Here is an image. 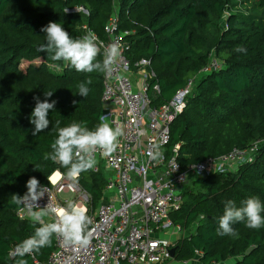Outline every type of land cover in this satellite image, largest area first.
I'll return each mask as SVG.
<instances>
[{
	"label": "trees",
	"instance_id": "16d2710c",
	"mask_svg": "<svg viewBox=\"0 0 264 264\" xmlns=\"http://www.w3.org/2000/svg\"><path fill=\"white\" fill-rule=\"evenodd\" d=\"M242 2L0 0V264H16L21 257H9L8 249L40 226L16 215L12 195L26 193L30 177L44 185L52 171L68 172L45 158L58 137L55 122L60 127L84 122L89 129L99 124L102 71L78 72L67 61L51 60L39 51L47 42L41 29L57 22L72 38H81L85 24L102 38L110 14H115L117 28L127 31L126 57L150 61L159 87L152 103L166 101L194 78L169 123L166 146L178 144L181 164L253 147L251 158L232 170L190 177L178 206L168 212L181 230L171 258H195L187 264H264V226L250 229L245 220L232 224L234 234H217L227 200L238 207L252 196L264 202V0ZM75 5L86 12L64 9ZM212 56L220 60L219 67L202 72ZM96 59L102 62L100 54ZM89 78L90 93L82 97L77 86ZM45 91L53 92L47 99L56 104L49 110L48 128L33 136L34 97L43 101ZM75 180L88 193L87 210L92 211L102 199L101 169L81 172ZM52 248L53 238L50 247L33 251V257L45 261ZM23 259L34 264L30 255Z\"/></svg>",
	"mask_w": 264,
	"mask_h": 264
},
{
	"label": "built area",
	"instance_id": "2783aa9c",
	"mask_svg": "<svg viewBox=\"0 0 264 264\" xmlns=\"http://www.w3.org/2000/svg\"><path fill=\"white\" fill-rule=\"evenodd\" d=\"M64 9L86 12L81 5ZM82 27L81 38L88 32L94 33L85 24ZM103 29L105 35L102 38L94 33L98 44L103 45L101 60L105 58L107 46L114 42L120 46V56L110 75L102 72L98 120L106 115L113 127H122L123 135L115 152L107 156L100 151L95 154L97 164L93 170L101 163L105 182L101 201L93 213L87 214L91 219L89 245H66L62 237L54 234L53 248L45 261L30 254L34 264H167L171 258L168 249L180 230L178 224L170 221L168 212L178 206L181 191L190 177L215 170H232L239 162L251 158L253 147L232 148L217 157L181 164L176 158L178 144L166 146L169 123L181 110L194 78H187L166 101L152 103L159 87L149 59L139 56L130 60L126 57L129 42L124 35L127 31L117 28L115 14L106 18ZM220 63L217 58L209 57L201 71L215 69ZM154 144L160 146V155L155 158L148 154L153 151ZM53 172L48 175L49 183L44 184L49 193H45L38 204L44 207L50 200L59 209L67 200H73L87 208L89 195L75 176L58 171L51 178ZM66 191L71 195L60 200L58 193ZM15 213L20 218L28 217L23 206H17ZM162 234L175 237L170 239ZM17 245L8 249L9 257L13 256ZM195 252L199 253V250ZM194 260L184 259L180 263Z\"/></svg>",
	"mask_w": 264,
	"mask_h": 264
},
{
	"label": "clouds",
	"instance_id": "9594fccd",
	"mask_svg": "<svg viewBox=\"0 0 264 264\" xmlns=\"http://www.w3.org/2000/svg\"><path fill=\"white\" fill-rule=\"evenodd\" d=\"M41 31L46 33L47 42L40 46L39 51L46 52L51 60L69 62L78 72L91 73L99 70L110 75L113 64L120 56V46L114 42L107 46L103 61H98L96 58L103 45L98 44V38L92 32H88L82 38H72L62 24L57 22H49ZM91 83L89 78L86 82L78 84L77 93L87 97L90 93L87 85ZM52 94L53 92L45 91L46 99L43 101L39 97H34L36 104L30 116V123L34 125L33 136L47 129L50 124L48 113L50 109H54L56 101L50 102L47 97H51ZM99 120L100 123L94 129H89L84 122L75 121L60 127V121L57 120L55 124L58 137L51 145L52 153L47 154L45 158L50 157L53 162L67 168L69 176H77L81 172L93 169L97 164L95 155L97 151L105 156L115 152L119 146V138L123 135L122 127H113L106 115L100 116ZM152 147L153 151L148 154L155 158L160 155V146L154 144ZM26 187L27 192L23 196L12 195L11 203L26 208L31 222L40 226L35 228L33 235L16 246L12 255L21 257L16 264H27L23 259L25 255H30L43 247H50L54 234L62 237L66 245L79 247L89 245L91 232L88 228L91 219L85 206L67 200L66 204L58 209L49 200L46 206L41 207L38 201L45 193H49L48 187L41 185L35 176L27 180ZM261 213H264V202L259 197H249L239 207L235 201L227 200L224 213L219 218L217 234H234L232 224L245 220L248 228L259 229L264 226V215Z\"/></svg>",
	"mask_w": 264,
	"mask_h": 264
},
{
	"label": "rangeland",
	"instance_id": "374dc122",
	"mask_svg": "<svg viewBox=\"0 0 264 264\" xmlns=\"http://www.w3.org/2000/svg\"><path fill=\"white\" fill-rule=\"evenodd\" d=\"M253 0H244V2H242V4H241V6H243V5H249L250 4V2H252ZM247 154H245V156H246ZM101 164V163H100ZM102 165V164H101ZM101 168V167H100ZM55 173H53L52 175H54ZM52 178V177H51ZM71 194H70V192L69 191H66V192H59L58 193V198H60V200L62 199V197H69ZM65 204V203H64ZM93 211H94V209L92 210V211H90V209H88L87 210V214L89 213V212H92L93 213ZM168 229H170V228H168ZM180 232H181V230H178L177 231V233H176V237L180 234ZM162 235H166V236H168L167 234H162ZM170 239H172L173 237H175L174 235H169L168 236ZM175 237V238H176ZM167 264H181L180 263V261L179 260H176V259H173V258H169L168 260H167Z\"/></svg>",
	"mask_w": 264,
	"mask_h": 264
},
{
	"label": "crops",
	"instance_id": "0c3cea01",
	"mask_svg": "<svg viewBox=\"0 0 264 264\" xmlns=\"http://www.w3.org/2000/svg\"><path fill=\"white\" fill-rule=\"evenodd\" d=\"M100 167H101V168H100ZM98 168H99V169H101V171H102V173H103V175H104L105 171L103 170V168H102V165H101V164H99V165H98ZM57 172H58V170H54V172H53V173H55V174H56ZM102 196H103V193H102ZM63 205H65V204L63 203ZM46 219H48V218H46Z\"/></svg>",
	"mask_w": 264,
	"mask_h": 264
},
{
	"label": "water",
	"instance_id": "95a60500",
	"mask_svg": "<svg viewBox=\"0 0 264 264\" xmlns=\"http://www.w3.org/2000/svg\"><path fill=\"white\" fill-rule=\"evenodd\" d=\"M168 250H169V255L172 256L173 250H174V246L173 245L170 246Z\"/></svg>",
	"mask_w": 264,
	"mask_h": 264
},
{
	"label": "bare ground",
	"instance_id": "6f19581e",
	"mask_svg": "<svg viewBox=\"0 0 264 264\" xmlns=\"http://www.w3.org/2000/svg\"><path fill=\"white\" fill-rule=\"evenodd\" d=\"M55 175V174H54ZM54 175H51V177H54Z\"/></svg>",
	"mask_w": 264,
	"mask_h": 264
}]
</instances>
